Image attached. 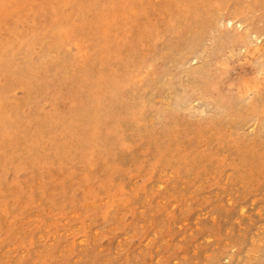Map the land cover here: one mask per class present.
Instances as JSON below:
<instances>
[{
    "label": "rangeland",
    "instance_id": "374dc122",
    "mask_svg": "<svg viewBox=\"0 0 264 264\" xmlns=\"http://www.w3.org/2000/svg\"><path fill=\"white\" fill-rule=\"evenodd\" d=\"M0 264H264V0H0Z\"/></svg>",
    "mask_w": 264,
    "mask_h": 264
}]
</instances>
